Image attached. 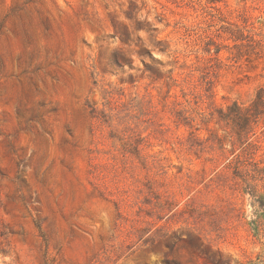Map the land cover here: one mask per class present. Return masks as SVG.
<instances>
[{"label":"rangeland","instance_id":"obj_1","mask_svg":"<svg viewBox=\"0 0 264 264\" xmlns=\"http://www.w3.org/2000/svg\"><path fill=\"white\" fill-rule=\"evenodd\" d=\"M254 163L264 0H0V264H264Z\"/></svg>","mask_w":264,"mask_h":264},{"label":"trees","instance_id":"obj_2","mask_svg":"<svg viewBox=\"0 0 264 264\" xmlns=\"http://www.w3.org/2000/svg\"><path fill=\"white\" fill-rule=\"evenodd\" d=\"M261 101L263 103V98L261 96V93H258L256 100L253 101V103H252V105H251L250 108L252 109V108H254L256 106H259V103ZM236 107H238V106H236ZM233 109L234 108H229L230 111H232ZM255 119L257 120V117ZM230 120H232L234 122L235 126L237 127V130H236L235 133L237 134L238 138L239 139L242 138L243 137V133L245 132V129H246V128H244V126L242 125V123H246L247 124V122L250 120V116H245V115L239 116V115H235V117H231ZM242 144H244V145L245 144H251V143H249V137H247L246 141H244ZM253 166H254L253 172L255 173V175H257L258 177L261 178V180L264 181V168H261L258 165V163H254ZM229 167L230 168L233 167V163L232 162L229 163ZM240 169H241V165L240 164L233 167V170H234L236 176H241ZM247 175H250V174L247 173ZM260 205L264 208V202L263 201H260Z\"/></svg>","mask_w":264,"mask_h":264}]
</instances>
